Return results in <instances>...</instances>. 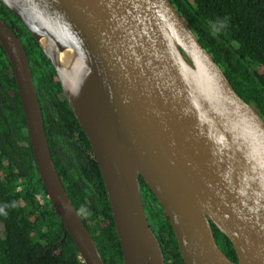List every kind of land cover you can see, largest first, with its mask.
<instances>
[{"label": "water", "instance_id": "water-1", "mask_svg": "<svg viewBox=\"0 0 264 264\" xmlns=\"http://www.w3.org/2000/svg\"><path fill=\"white\" fill-rule=\"evenodd\" d=\"M51 61L87 134L124 264H167L141 179L184 264H264V118L171 0H0ZM47 198L85 264H107L56 168L30 60L0 16ZM213 224L238 263L219 247Z\"/></svg>", "mask_w": 264, "mask_h": 264}, {"label": "trees", "instance_id": "trees-1", "mask_svg": "<svg viewBox=\"0 0 264 264\" xmlns=\"http://www.w3.org/2000/svg\"><path fill=\"white\" fill-rule=\"evenodd\" d=\"M233 84L264 118V0H171ZM27 51L56 168L107 264H124L99 162L36 39L0 2ZM20 31V33L18 32ZM167 264H184L172 225L141 179ZM41 196V199L39 198ZM216 232L230 240L215 226ZM231 244V242H230ZM232 245V244H231ZM0 264H85L36 166L12 65L0 44Z\"/></svg>", "mask_w": 264, "mask_h": 264}, {"label": "flooded vegetation", "instance_id": "flooded-vegetation-1", "mask_svg": "<svg viewBox=\"0 0 264 264\" xmlns=\"http://www.w3.org/2000/svg\"><path fill=\"white\" fill-rule=\"evenodd\" d=\"M9 24L12 26L14 25V23L9 20ZM20 33V31H18ZM155 205L157 206V208H160L158 206V203H155ZM214 225V224H213ZM213 231H214V235H215V238H216V241L219 245V247L228 255V257L234 261L235 263H238V256H237V253L233 247V245L230 244V242H228L223 235L219 234L218 232L215 231L214 227H213ZM167 250V255H171V252L168 250V249H165ZM164 250L165 254H166V251Z\"/></svg>", "mask_w": 264, "mask_h": 264}, {"label": "built area", "instance_id": "built-area-1", "mask_svg": "<svg viewBox=\"0 0 264 264\" xmlns=\"http://www.w3.org/2000/svg\"><path fill=\"white\" fill-rule=\"evenodd\" d=\"M39 198L41 199V196H39Z\"/></svg>", "mask_w": 264, "mask_h": 264}]
</instances>
